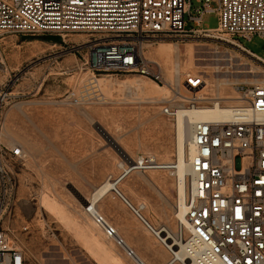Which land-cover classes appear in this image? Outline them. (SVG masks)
I'll return each mask as SVG.
<instances>
[{
  "label": "rangeland",
  "instance_id": "374dc122",
  "mask_svg": "<svg viewBox=\"0 0 264 264\" xmlns=\"http://www.w3.org/2000/svg\"><path fill=\"white\" fill-rule=\"evenodd\" d=\"M185 19L188 28L196 27L187 16ZM217 26L215 12L204 16V28ZM83 35L89 36L87 33H70L65 39L69 43L78 42ZM239 41L264 59L262 38L255 35L250 40L239 38ZM175 44L179 47L177 58L172 55ZM190 46L195 48V58L188 56ZM139 47L149 61L161 63L164 86L134 73H96L94 76L84 65L87 49L73 51L62 38L61 43H53L41 38H23L16 33L0 34V83L6 84L5 89L11 93L0 107V120L4 123L5 141L21 145L25 154L23 161L13 165L19 186L6 226L31 264H107L103 256H93L81 240L86 239L83 235L90 229L106 240L102 230L81 206L86 205L85 198L90 197L99 184L110 177L118 178L124 172L119 164L125 163L127 167V162L100 129L134 159L149 152L159 163L174 162L176 119L164 116L161 108L172 96L169 88L176 63L180 66L181 79L188 72L205 76L208 93L212 95L218 91L222 95L234 92L222 84L225 83L222 79H240L246 83L255 80L254 73L226 76L224 72L228 67L243 69L244 65H239L241 62H246L247 68L252 67L254 71L262 70L263 73L255 75L256 79L264 80L262 61L217 38L148 36L140 41ZM211 47L217 48L219 53H208ZM168 56L174 63L173 69L162 63ZM135 78H140L146 85V91L140 93L132 88L135 91L129 96L125 86ZM98 83L102 84V91L95 93ZM166 84L169 87H165ZM183 93L190 95L186 91ZM21 103L22 111L18 107ZM173 171L134 170L119 182L118 187L133 205H147L143 214L154 226L166 225L176 231L178 220L174 206L178 192ZM148 178L156 185L149 184ZM46 190L52 192L75 218L78 228H71L40 208V196ZM96 207L146 264H166L171 259L168 251L142 228L141 222L112 192L100 199ZM109 249L121 264H137L115 242Z\"/></svg>",
  "mask_w": 264,
  "mask_h": 264
},
{
  "label": "built area",
  "instance_id": "2783aa9c",
  "mask_svg": "<svg viewBox=\"0 0 264 264\" xmlns=\"http://www.w3.org/2000/svg\"><path fill=\"white\" fill-rule=\"evenodd\" d=\"M213 12L218 26L204 28V16ZM186 16L196 27H187ZM2 33L57 35L73 51L87 49L84 65L94 76L134 73L164 85L163 69L139 47L143 38L202 35L234 41L236 49L264 62L239 41L255 35L264 40V0H0ZM70 33H87L90 41L69 43L65 37ZM227 79L222 84L233 89L234 99L208 93L207 78L200 73H185L183 79L178 74L170 85L172 96L161 108L174 119L180 106L220 107L225 114L196 120L188 137L189 181L183 204L189 227L178 226L171 233L166 225L154 226L143 214L145 204L133 205L119 189L122 179L109 178L115 183L113 196L180 264H264V81ZM5 87L0 83V107L11 95ZM4 135L0 120V264H31L6 226L19 186L13 165L25 154ZM163 165L153 155H141L122 177L134 170L167 169ZM86 212L105 237L123 247L124 239L102 213L92 205ZM125 251L134 254L131 248Z\"/></svg>",
  "mask_w": 264,
  "mask_h": 264
},
{
  "label": "bare ground",
  "instance_id": "6f19581e",
  "mask_svg": "<svg viewBox=\"0 0 264 264\" xmlns=\"http://www.w3.org/2000/svg\"><path fill=\"white\" fill-rule=\"evenodd\" d=\"M81 39L84 40L85 42L90 41L89 36L87 37V36L83 35V36H81ZM229 43L234 45V47H237V45H238V42H234V41H231V42L229 41ZM197 45H200V44H197ZM210 49H211V51L208 52V53H211V54L212 53L213 54L219 53L217 51V48L211 47ZM238 49L240 51H242L241 48H238ZM178 50H179V47H178L177 44H175L174 45L173 54H172L173 57L175 56V58H177L176 56L179 55L178 54ZM195 54H196L195 48H192L190 46L189 50H188V56L192 57V58L193 57L195 58ZM202 60L203 61H207L208 59L202 58ZM152 62L155 65H158V66L161 64L158 60H153ZM162 63L169 69H173L174 67L176 68L173 80L171 79L172 81H170V85H171L176 80L177 75L180 74V70L178 68L180 66H178L179 65L178 63H176L175 66H174V63H173L172 59H170V56L165 57L162 60ZM239 65H244L243 69L242 68H237L236 69V68L228 67L226 69V71L224 72V73H226V76H232V77L239 76V75L245 76V75L254 73V75H252V76H253V78L256 79L257 77H256L255 73H257V74L258 73H263L262 70L261 71L260 70L259 71L258 70L254 71L252 67H250V68L248 67L247 68V66H246L247 63L246 62H241ZM216 72H219V70L215 71V73ZM140 77H142V76H140ZM222 80L229 81L227 78L222 79ZM262 81H264V80H262ZM141 82L142 81L140 80V78H135L133 81L129 82L125 86V88H127V90H128V95L129 96L132 94V91H135V90H132V88H135L140 93H145V91H146V87L145 86L146 85H143ZM157 85H160V84H157ZM167 86L169 87V84L168 85L166 84L165 87H167ZM164 89H167V88H164ZM169 89H167V90L169 91ZM167 90H164V91L166 92ZM97 91H99V92L102 91V84H100V83L97 84L95 93ZM135 93H137V92H135ZM95 95H97V94H95ZM214 96L215 97H221V98H228V99H234V98L237 97L236 93H234V92H232L231 94L228 93V94L222 95V93L220 91L216 92V94ZM170 97H168V98L165 97L164 101H165L166 98H167L166 100H168ZM22 104L23 103L18 104L19 105L18 106L19 110H21V111H22V109H21L20 106ZM180 107H181L180 111L178 112V115H177V118H176V135H177V137H176V153H175L176 154V159H175L174 162H166V163L162 162V163L164 164L163 166L165 168H167L169 170L174 169V171L171 172V173L176 176V186H177V192H178L177 194H178V199H179L178 205L176 204L174 206V209H175L174 214H175L176 219L178 220V226H180L181 229H184L185 227H189L188 226V221H187V219L185 217V207H184V204H183V199H184V196H185V193H186V189H187V184H188V181H189V165H188V162H187V151H188L187 145H188V137L190 135L192 125L198 119H218V118L223 117L225 114L221 111L220 107L211 106V107H200V108H195V109L182 108V106H180ZM100 132L102 133V135H104V137L107 140H109V138H111L107 134V132H105L103 129H100ZM11 142H14V141H11ZM109 142H110V144L112 142V145L124 156L125 161L127 163H130V165L128 167H131L132 161L134 160V158H132L131 156L125 154L123 152V150H121L118 147L117 142L115 140L110 139ZM149 154L150 153L148 152V153H145L143 155H149ZM119 167L122 168L123 171H128V167L125 166V163H120ZM120 179H123L122 173L119 176V180ZM147 181H148L149 184H151L153 186L156 185V184H154V182L150 178H148ZM114 184H115L114 181H112L110 179H107L102 184H99V186L94 189V192L91 194V196L85 198L84 201H87L86 205H84V206L82 205L81 206L83 209H85V212H86V207L88 205H92V209L94 211L98 210L97 207H96V204L98 203V201L100 199L104 198L107 194H109L111 192V189L113 188ZM45 188H47V186ZM161 194H163V193H161ZM39 203H40V208H42L43 210H45L48 213L52 214L54 217H56L61 222H64L66 225L70 226L71 228H76V227L78 228V224L79 223H77L75 218L73 216H71L69 214V212L61 205V203L56 199V197L54 196V194L52 192L47 191V190L46 191H42ZM146 208H147V205L145 204V209ZM87 215H88V213H87ZM79 228L81 229V227H79ZM82 231H84V229ZM173 232H175V231L171 230V233H173ZM83 236L86 239H81V240H83L85 248L93 256H96V255L97 256L98 255L103 256V259H104L105 262H107V264L109 262H112L114 264L115 263L116 264H121L119 259L116 258V256L114 254H112V252L109 249V248H111V246H112V244L114 242L113 239H110V238H107V237L105 238L106 240L101 239L95 232H93L92 229L89 230L88 234H84ZM124 242H125V244L122 247L124 250H127V248H131V246L129 244L130 242H128L125 239H124ZM133 252H134V254L131 255L130 257H132L133 260L136 261L137 264H146L143 261V259L140 257L139 253L135 252L134 250H133ZM177 255H180V252H177ZM101 259H102V257H101ZM104 264H106V263H104ZM166 264H176V261L170 259Z\"/></svg>",
  "mask_w": 264,
  "mask_h": 264
},
{
  "label": "trees",
  "instance_id": "16d2710c",
  "mask_svg": "<svg viewBox=\"0 0 264 264\" xmlns=\"http://www.w3.org/2000/svg\"><path fill=\"white\" fill-rule=\"evenodd\" d=\"M23 38H29V39H34V38H41L45 41H51L53 43H61V37L57 35H42V36H25L22 35Z\"/></svg>",
  "mask_w": 264,
  "mask_h": 264
},
{
  "label": "crops",
  "instance_id": "0c3cea01",
  "mask_svg": "<svg viewBox=\"0 0 264 264\" xmlns=\"http://www.w3.org/2000/svg\"><path fill=\"white\" fill-rule=\"evenodd\" d=\"M152 180V179H151ZM153 181V180H152ZM155 184V183H154ZM121 201V200H120ZM122 202V201H121ZM123 203V202H122ZM123 205L129 210V212H130V214L131 215H133L132 213H131V211H130V209L123 203ZM133 217H134V215H133ZM135 218V217H134ZM136 219V218H135ZM141 224V223H140ZM142 225V224H141ZM142 228H144V229H146L145 227H144V225H142ZM118 230V229H117ZM119 233V232H118ZM120 235V234H119ZM121 236V235H120ZM122 237V236H121ZM123 238V237H122ZM124 239V238H123ZM132 250H134L133 248H132ZM135 251V250H134ZM136 252V251H135ZM143 254V253H142ZM141 257V256H140ZM140 259V258H139ZM144 261V260H143Z\"/></svg>",
  "mask_w": 264,
  "mask_h": 264
},
{
  "label": "water",
  "instance_id": "95a60500",
  "mask_svg": "<svg viewBox=\"0 0 264 264\" xmlns=\"http://www.w3.org/2000/svg\"><path fill=\"white\" fill-rule=\"evenodd\" d=\"M110 139H112V138H109V140H110ZM109 140H108V141H109ZM111 145H112V142H111ZM113 147H114V146H113Z\"/></svg>",
  "mask_w": 264,
  "mask_h": 264
}]
</instances>
